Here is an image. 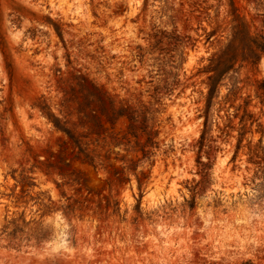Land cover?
<instances>
[{"label":"rangeland","instance_id":"1","mask_svg":"<svg viewBox=\"0 0 264 264\" xmlns=\"http://www.w3.org/2000/svg\"><path fill=\"white\" fill-rule=\"evenodd\" d=\"M242 23L264 0H0V264H264L244 35L208 108Z\"/></svg>","mask_w":264,"mask_h":264},{"label":"trees","instance_id":"2","mask_svg":"<svg viewBox=\"0 0 264 264\" xmlns=\"http://www.w3.org/2000/svg\"><path fill=\"white\" fill-rule=\"evenodd\" d=\"M247 26L245 23L239 25V31L234 37V40L231 44L227 47V49L222 52L220 56H216L211 61V67L208 69V73L212 74L209 77L210 81V90L208 94V108L212 104L215 94L218 91L220 82L222 78H224L231 70H233L238 63V59L235 58V53L238 51L236 46L238 35H244L245 41L248 43V49L252 53L253 57L261 58L264 56V37L263 36H252L250 32L247 31ZM245 50H247L245 48ZM249 58H244L243 62H248ZM170 84H167L165 89H169ZM158 91V90H157ZM124 117V114L119 113V118ZM129 120L132 123L137 122V117L133 113L129 116ZM57 128L61 129L60 126L55 122ZM68 135L70 136L71 140L81 149V142L73 135L71 132L67 131ZM138 138V136H136ZM149 143L151 142V138H149Z\"/></svg>","mask_w":264,"mask_h":264}]
</instances>
